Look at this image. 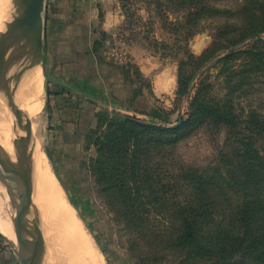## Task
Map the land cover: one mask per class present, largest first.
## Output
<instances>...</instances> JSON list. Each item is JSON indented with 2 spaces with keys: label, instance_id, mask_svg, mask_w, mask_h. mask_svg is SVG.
<instances>
[{
  "label": "rangeland",
  "instance_id": "1",
  "mask_svg": "<svg viewBox=\"0 0 264 264\" xmlns=\"http://www.w3.org/2000/svg\"><path fill=\"white\" fill-rule=\"evenodd\" d=\"M242 1L217 0L213 5L236 10ZM186 14L183 5L169 0H46L42 142L59 184L97 244L101 264H157L156 258L163 255L162 264L179 263L177 255L163 253L159 244L135 227L130 210L141 204L106 188L116 178L109 174L102 180L93 174L98 115L175 128L188 118L191 96L203 77L209 78L217 94L224 95L221 75L239 70L243 64V58L222 64L228 53L248 48L264 52L263 31L229 50L214 51L199 65L185 66L180 75L183 53L202 55L213 43L218 27L234 21L227 14L200 19L196 34L190 37L193 31L189 27H176ZM253 72V86L238 99V109L254 108L264 114V80L260 71ZM183 75L191 95L181 92ZM229 150L225 129L206 126L181 140L171 150L170 162L204 169L216 166L220 154ZM174 174L167 171L162 176L167 185L177 181ZM181 187L171 185L170 198ZM183 192L186 188L181 200ZM153 206L148 205L153 214L148 223L157 233L167 230V215ZM61 255L58 250L56 257ZM0 264H21L14 245L1 232Z\"/></svg>",
  "mask_w": 264,
  "mask_h": 264
},
{
  "label": "trees",
  "instance_id": "2",
  "mask_svg": "<svg viewBox=\"0 0 264 264\" xmlns=\"http://www.w3.org/2000/svg\"><path fill=\"white\" fill-rule=\"evenodd\" d=\"M169 1L186 9L176 27H189L190 37L196 34L200 19L227 14L234 20L218 27L202 55L183 53L180 75L185 66L199 65L214 51L229 50L264 31V3L259 0H243L236 10L215 7L217 0ZM239 58H243L239 70L221 75L224 95L217 94L209 78L203 77L191 96L188 118L175 128L98 115L93 174L102 180L112 174L116 182L106 188L141 204L130 210L135 227L159 244L163 253L177 255L179 264H264V114L254 108L239 110L237 105L253 86V71H260L264 80V52L248 48L228 53L221 63ZM179 80L182 94L191 95L184 75ZM206 126L225 129L231 150L221 153L213 167L172 164L171 150ZM167 171H174L177 181L167 185L162 179ZM171 185L173 189L182 186L173 198L169 196ZM183 188L187 192L181 200ZM148 205L161 207L168 217L167 230L157 233L148 223V216H153ZM165 257L158 256L156 263L162 264Z\"/></svg>",
  "mask_w": 264,
  "mask_h": 264
},
{
  "label": "bare ground",
  "instance_id": "3",
  "mask_svg": "<svg viewBox=\"0 0 264 264\" xmlns=\"http://www.w3.org/2000/svg\"><path fill=\"white\" fill-rule=\"evenodd\" d=\"M10 0H0V32L10 9ZM17 56L24 76L17 89L22 109L32 118L33 138L30 154L19 168L24 204L40 224L50 248L40 257V264H101L98 248L90 233L78 217L66 193L51 168L41 137V113L44 104V79L42 67L30 69L32 56L20 44ZM12 73L0 58V144L10 159L15 158L18 137L21 134L13 114ZM4 186L0 182V191ZM0 232L10 239L17 233L10 218L2 211L0 202ZM61 258L56 257L58 250ZM102 255V254H101Z\"/></svg>",
  "mask_w": 264,
  "mask_h": 264
},
{
  "label": "water",
  "instance_id": "4",
  "mask_svg": "<svg viewBox=\"0 0 264 264\" xmlns=\"http://www.w3.org/2000/svg\"><path fill=\"white\" fill-rule=\"evenodd\" d=\"M10 7V12L3 22L4 30L0 32V58L3 65L12 73L11 81L14 85L12 110L22 135L18 137L14 159L8 157L0 144V182L4 186V189L0 191L1 208L17 231L14 239L3 235L14 245L21 264H40L39 259L49 245L40 224L22 204L23 187L19 173L20 166L30 154L33 122L29 114L22 109L16 91L24 76L17 56L20 44L32 56L33 63L30 69L34 70L44 65L43 38L46 0H10Z\"/></svg>",
  "mask_w": 264,
  "mask_h": 264
},
{
  "label": "crops",
  "instance_id": "5",
  "mask_svg": "<svg viewBox=\"0 0 264 264\" xmlns=\"http://www.w3.org/2000/svg\"><path fill=\"white\" fill-rule=\"evenodd\" d=\"M67 86H70V85L67 84ZM70 87H71V86H70ZM87 95H88V94H87ZM85 96H86V94H85Z\"/></svg>",
  "mask_w": 264,
  "mask_h": 264
}]
</instances>
